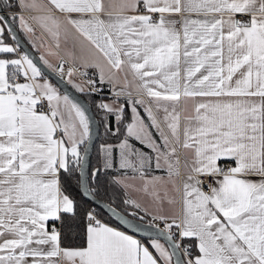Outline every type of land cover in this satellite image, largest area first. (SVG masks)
Segmentation results:
<instances>
[{
    "label": "snow or ice",
    "instance_id": "1",
    "mask_svg": "<svg viewBox=\"0 0 264 264\" xmlns=\"http://www.w3.org/2000/svg\"><path fill=\"white\" fill-rule=\"evenodd\" d=\"M12 7L90 53L89 93L109 86L97 107L114 142L99 167L88 109L23 51L17 27L35 28ZM0 13V264H264V0H0ZM39 60L86 90L64 61ZM110 170L147 203L108 210L128 228L149 217L156 235L144 243L89 209L66 244L80 228L66 178L99 198Z\"/></svg>",
    "mask_w": 264,
    "mask_h": 264
},
{
    "label": "crops",
    "instance_id": "2",
    "mask_svg": "<svg viewBox=\"0 0 264 264\" xmlns=\"http://www.w3.org/2000/svg\"><path fill=\"white\" fill-rule=\"evenodd\" d=\"M13 2H15V0H13ZM46 2V0H45ZM9 14V13H8ZM23 15L26 19H28L32 26L35 28V35L34 36H29L27 33H24L23 31L19 30V28L17 27L20 35H23L24 39H26V41L30 44V46L34 49V51L37 53V51L41 52V55H44L47 59H49V61L55 66L56 64H58L60 61H64V67H70V68H74L75 72L80 76V78H82L83 82L86 83L87 85V79L86 78H92V79H97V70L94 68H84L82 67V64L85 61H90L91 60V55L87 50H82L81 46L76 43L73 38L71 36H69L67 39H64L63 37H61L60 42H59V47H57V42L52 38V36L45 30L43 29L39 24H37L34 20H32L31 18L33 16L36 15H41L42 13H37V12H32V11H28L27 9L21 11L20 8L15 7L14 10H11L9 15ZM40 39V40H39ZM51 53H54L51 54ZM83 72H87L88 76H84L82 75ZM65 79L67 77H64ZM68 79V78H67ZM66 79V80H67ZM98 87H103L104 89V94H102L100 96V99H102L105 102H110V100L113 98L112 97V93L109 91V86L108 85H97ZM145 99H147L145 97ZM183 108V104L181 105V109ZM189 111H191V104H189ZM183 114V113H182ZM141 115H145V113L143 112V110H141ZM162 115V114H159ZM158 115V118H159ZM112 120L111 125L114 127L115 126V121L113 117L108 118V120ZM165 131H167V129H165ZM105 142H114L112 141H105ZM104 141L100 144V146L102 144L105 143ZM100 146L98 149V158H99V163L101 164V160H102V153L100 152ZM179 155L181 157V163H183V158H184V152L183 150L179 151ZM112 176L113 175H118V172L115 171H111ZM156 175H163L162 172H156ZM136 186L138 187L140 184V181L137 180L135 181ZM124 191V194L127 197H131L133 199H136L142 203H147V197L139 191H135V190H128L127 192L122 189ZM143 214V213H141ZM102 220L106 223H109L115 227H118L106 220H104L102 218ZM120 228V227H118ZM121 230H125L120 228ZM136 237L138 239H141L140 237H138L136 235ZM142 240V239H141ZM144 243H148L146 241L143 240Z\"/></svg>",
    "mask_w": 264,
    "mask_h": 264
},
{
    "label": "trees",
    "instance_id": "3",
    "mask_svg": "<svg viewBox=\"0 0 264 264\" xmlns=\"http://www.w3.org/2000/svg\"><path fill=\"white\" fill-rule=\"evenodd\" d=\"M12 9H15V7H12ZM23 37V36H22ZM28 43V42H27ZM29 44V43H28ZM30 45V44H29ZM83 96L88 100V102L91 104L93 110V99L97 100L98 96L94 93H83ZM95 112V110H94ZM96 116L98 117L97 112H95ZM99 124H100V133L99 136L94 144L93 151L90 158V166L92 168H96L100 166L99 158H98V145L97 143L105 142V141H112L113 139L110 137L109 134L106 133V129L102 127V122L100 121L99 117ZM109 123H112V120L109 119ZM112 178V173L109 171L107 174L101 173L100 176V199L105 200L118 208L119 210L130 213L133 211V209L129 208L127 205L123 204V200L126 198L124 191L122 188L114 187L111 185L110 181ZM66 184L68 187V191L76 198L78 201L79 207H78V218L73 222L74 225H79L80 228L73 227L71 229L65 228V235H64V242L66 244H72L75 243V237L79 230L83 227V217L84 213L88 209H95L96 212L99 213L100 218H103L104 220L122 228L119 224H117L114 220H112L100 207L96 206L89 200L85 199L80 191H78L77 184L74 178H66ZM143 215V214H141ZM149 217H145L144 220L148 221ZM123 229V228H122ZM142 240L148 242V239L142 238Z\"/></svg>",
    "mask_w": 264,
    "mask_h": 264
},
{
    "label": "water",
    "instance_id": "4",
    "mask_svg": "<svg viewBox=\"0 0 264 264\" xmlns=\"http://www.w3.org/2000/svg\"><path fill=\"white\" fill-rule=\"evenodd\" d=\"M3 14V13H0ZM8 14V13H7ZM9 15V14H8ZM17 34L20 37V43L23 45V51L28 52L33 60L37 62L38 66L42 68V70L46 73L47 77L53 81L55 85L59 87L61 92L67 93L69 96L75 98L81 105L85 106L88 109L89 115L92 117V143L89 146V161L91 158V154L93 151L94 144L99 136L100 133V124L98 117L96 116L91 104L88 102V100L83 96V94L78 91L76 88H74L71 84L67 83V80L65 78L60 79L59 75L56 73H53L51 69H48L46 65L43 64L42 61L39 60V55L34 51V49L25 41V39L20 35L18 29ZM81 193V192H80ZM81 195L95 204L96 206L100 207L112 220H114L117 224H119L123 229L129 231L130 233H133L137 235L138 237L149 239L151 237H154L156 235V229L154 226L150 227L151 222L150 221H139L137 218L129 217L132 220V223L134 225H139V228L136 227L128 228L127 225L123 224V222L115 216L112 212L108 210V206L111 205L112 208H116L109 202L102 200L100 198H93L89 196H85L81 193ZM117 211H119L122 215L127 214L118 208H116ZM162 228V227H161ZM161 242H164L163 238H161Z\"/></svg>",
    "mask_w": 264,
    "mask_h": 264
},
{
    "label": "rangeland",
    "instance_id": "5",
    "mask_svg": "<svg viewBox=\"0 0 264 264\" xmlns=\"http://www.w3.org/2000/svg\"><path fill=\"white\" fill-rule=\"evenodd\" d=\"M12 10H14V9H12ZM11 11V10H10ZM10 14V13H9ZM21 36H23V35H21ZM24 38V37H23ZM40 40V39H39ZM25 41H26V39H25ZM27 42V41H26ZM37 54L39 55V56H41V52L40 51H37ZM68 68H70V67H65V70H67ZM65 77H67V76H65ZM48 78V77H47ZM68 78V77H67ZM66 78V79H67ZM49 79V78H48ZM72 79H73V81H74V83H77V84H82V85H84L85 86V91L83 92V93H89V91L87 90L89 87H88V85H86V83L85 82H83V80H82V78H80V76L75 72V75L72 77ZM87 80L89 79V78H86ZM52 83H53V81L51 80V79H49ZM68 80V79H67ZM54 84V83H53ZM72 85V84H71ZM73 86V85H72ZM74 87V86H73ZM75 88V87H74ZM77 89V88H76ZM78 90V89H77ZM79 91V90H78ZM81 92V91H80ZM102 92H104V90L102 91ZM82 93V92H81ZM92 93H94V92H92ZM94 94H96V93H94ZM97 96H98V99L97 100H94L93 99V106H94V110H95V112H97V114H98V117H99V119H100V121L102 122V127L103 128H105V123H106V121L107 122H109V120H108V118H109V116H106L105 115V113L103 112V111H101L98 107H97V104L102 100V99H100V96L101 95H98V94H96ZM102 142H98L97 143V147H98V149H99V146H100V144H101ZM163 243V242H162Z\"/></svg>",
    "mask_w": 264,
    "mask_h": 264
},
{
    "label": "built area",
    "instance_id": "6",
    "mask_svg": "<svg viewBox=\"0 0 264 264\" xmlns=\"http://www.w3.org/2000/svg\"><path fill=\"white\" fill-rule=\"evenodd\" d=\"M11 11H9L8 13H10ZM88 85V84H87ZM88 87H90L89 85H88ZM94 92V91H93ZM94 93H96V94H98V95H102V94H104V92H94ZM89 210V209H88ZM102 219V218H101ZM148 221H150V218L148 219ZM151 222V221H150ZM152 223V222H151ZM160 227H162L163 228V225L161 224L160 225Z\"/></svg>",
    "mask_w": 264,
    "mask_h": 264
}]
</instances>
